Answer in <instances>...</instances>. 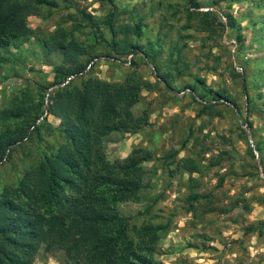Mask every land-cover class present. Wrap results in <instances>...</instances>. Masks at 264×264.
<instances>
[{
    "label": "rangeland",
    "instance_id": "obj_1",
    "mask_svg": "<svg viewBox=\"0 0 264 264\" xmlns=\"http://www.w3.org/2000/svg\"><path fill=\"white\" fill-rule=\"evenodd\" d=\"M112 1L121 3V8L126 10L118 14L120 21L127 20L131 14L142 16L144 27L137 39L139 42L160 37L158 53L152 61H146L139 56L140 52L117 58L104 55L106 45L103 41H93L87 25L81 22L74 30L78 39L91 44L98 53L88 63L90 66H86L85 78L115 84L132 74L150 84V88L140 90L132 107L134 113L145 110L148 123L135 132L109 131L102 140L110 160L123 159L132 148L139 146L152 152L150 159L136 163L145 181L142 198L121 202L119 211L136 223L171 218L168 229L157 239L153 253L163 264H264V225L261 232L245 228L247 223L264 220V170L261 168L264 85L260 83L264 75V38L255 29L260 23L254 27L250 24L251 18L264 19V0H222L212 4L209 3L212 0H200L201 6L196 9L211 10L215 16L212 32L195 26L197 19L186 14L185 0H58V6L42 5L26 21L33 29L47 33L59 24L70 25L68 11L84 8L95 15H104ZM169 2L178 4L176 11L172 12ZM225 12L234 16L244 36L241 48L233 39L237 28L219 23L225 20ZM186 21L189 27L183 25ZM102 30L108 35L107 27ZM2 53L5 60L0 61V107L22 91L35 94L39 83L47 84L55 77L49 61L60 60L58 52L44 55L32 35ZM155 63L159 70H168L174 88L169 90L160 81L153 67ZM195 75L204 77L213 89L232 95L239 114L233 112L229 101L222 99L210 100L220 113L202 112L190 94L189 83ZM73 79L79 82L81 77ZM51 88L48 86L46 92ZM45 119L51 126L58 121L51 114ZM245 119L251 121L250 126ZM188 131H191L190 137H197L198 143H191L190 137L185 140ZM249 131L253 132L251 137L247 136ZM40 136L39 141L35 137L22 138L13 144L10 154L8 148L5 150L0 159V186L14 183L42 150L60 140L55 130L44 125L40 127ZM256 141L262 148L254 149L252 156L247 152V145L254 147ZM171 148L178 149L174 163L185 156L205 166L192 173L174 168V163H168L170 158L164 157ZM217 157H221L220 161L211 164ZM189 188L202 193L193 202V210H187L184 199ZM207 193H210L208 198ZM236 196L247 197V210L239 206ZM61 257L58 250L39 248L34 263L59 264Z\"/></svg>",
    "mask_w": 264,
    "mask_h": 264
},
{
    "label": "trees",
    "instance_id": "obj_2",
    "mask_svg": "<svg viewBox=\"0 0 264 264\" xmlns=\"http://www.w3.org/2000/svg\"><path fill=\"white\" fill-rule=\"evenodd\" d=\"M185 1L186 14L197 19L195 26L214 31L212 11L196 9L201 6L200 0ZM219 1L222 0L209 3ZM42 5L58 6V0H0V61L5 60L2 52L16 47L30 35L44 55L58 52L60 56L57 63L49 61L54 79L47 84L39 83L35 94L22 91L0 107V159L7 148L10 154L13 144L22 138L35 137L39 141L42 125L60 136L57 143L50 144L37 160L27 165L14 183L0 186V264H35L39 248L60 251L59 264H163L153 253L157 239L168 229L171 218L130 222L118 208L121 202L142 198L145 181L136 163L150 159L152 152L139 146L132 148L123 159L110 160L102 145L109 131L135 132L148 123L147 112L142 109L134 113L132 107L140 90L150 88V84L132 74L115 84L104 79L85 78L88 63L98 53L93 51L91 44L78 39L74 30L81 22L87 25L93 41H103L106 45L104 55L117 58L129 52H140L139 56L146 61H152L158 53L160 37L139 42L137 39L144 27L142 16L131 14L127 20L120 21L118 14L126 10L121 8V3L113 1L104 15H95L84 8L68 11L66 18L71 20L70 25L59 24L46 33L28 26L26 21L27 16L40 10ZM175 5L178 4L168 3L172 12L177 10ZM219 23L237 28L233 39L241 48L244 36L234 16L225 12V20ZM250 24L256 25L255 29H259L264 38V19L251 18ZM183 25L190 26L187 21ZM104 26L108 35L103 33ZM133 61L131 57L130 62ZM153 67L165 87L174 88L168 70H159L156 63ZM73 77H81V80L77 82ZM260 83L264 85V75ZM189 85L192 99L200 104L202 112L220 113L210 100L222 99L229 101L233 112L239 114L235 98L208 86L204 77L195 75ZM48 86L52 88L46 92ZM243 87H247L245 78ZM47 114L58 119L55 126L46 121ZM245 121L250 126L251 121ZM190 133L188 131L185 140ZM248 134L251 137L253 132ZM190 140L198 143L196 136ZM261 148L256 141L254 147L247 145V152L254 156V149ZM177 153V148H171L164 157L170 158L168 163H174ZM220 159L217 157L211 164ZM204 166L205 163L185 156H180L173 165L187 173ZM261 168L264 170V163ZM201 195L189 188L184 197L187 210L194 209L193 202ZM246 198L234 197L245 210L248 209ZM262 225L264 220L260 219L247 223L245 228L261 232Z\"/></svg>",
    "mask_w": 264,
    "mask_h": 264
},
{
    "label": "water",
    "instance_id": "obj_3",
    "mask_svg": "<svg viewBox=\"0 0 264 264\" xmlns=\"http://www.w3.org/2000/svg\"><path fill=\"white\" fill-rule=\"evenodd\" d=\"M247 136L249 137V134H247ZM254 146V145H253Z\"/></svg>",
    "mask_w": 264,
    "mask_h": 264
}]
</instances>
